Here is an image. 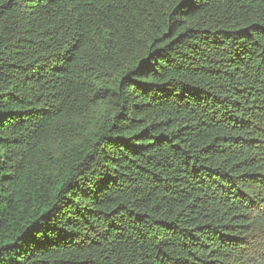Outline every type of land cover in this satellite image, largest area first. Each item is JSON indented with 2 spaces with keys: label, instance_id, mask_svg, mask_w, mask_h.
<instances>
[{
  "label": "trees",
  "instance_id": "16d2710c",
  "mask_svg": "<svg viewBox=\"0 0 264 264\" xmlns=\"http://www.w3.org/2000/svg\"><path fill=\"white\" fill-rule=\"evenodd\" d=\"M0 264H264V0H0Z\"/></svg>",
  "mask_w": 264,
  "mask_h": 264
}]
</instances>
